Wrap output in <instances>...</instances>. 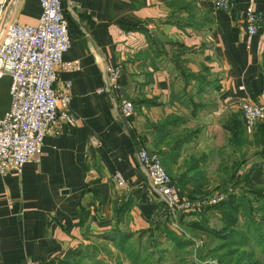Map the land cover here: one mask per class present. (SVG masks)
<instances>
[{
    "label": "crops",
    "instance_id": "0c3cea01",
    "mask_svg": "<svg viewBox=\"0 0 264 264\" xmlns=\"http://www.w3.org/2000/svg\"><path fill=\"white\" fill-rule=\"evenodd\" d=\"M60 1L70 39L63 57L79 67L59 70L53 85L60 90L70 80L75 123L50 126L38 160L0 174V264L26 257L80 264L119 217L132 227L148 222L158 199L137 164L139 147L156 152L172 180L187 186L195 169L225 165L227 143L240 163L257 146L249 143L255 127L239 114L250 152L241 157L240 138L223 123L240 113L235 99L264 101V27L246 38L241 11H264V0H233L232 10L212 0ZM39 13L38 0H17L11 19L32 23ZM115 63L120 91L134 106L127 117L96 90ZM115 171L128 183L124 192Z\"/></svg>",
    "mask_w": 264,
    "mask_h": 264
},
{
    "label": "built area",
    "instance_id": "2783aa9c",
    "mask_svg": "<svg viewBox=\"0 0 264 264\" xmlns=\"http://www.w3.org/2000/svg\"><path fill=\"white\" fill-rule=\"evenodd\" d=\"M17 0H0V78L8 76V108L0 115V174L9 170L18 172L22 165L36 161L41 153L42 140L50 126L59 121L75 123L69 110L68 88L64 81L60 90L54 87L59 70H75L76 59L64 58L70 44L66 20L60 0H38L40 13L32 23L11 19ZM223 10L234 8L233 0H212ZM246 38L264 27V11L249 5L242 8ZM121 64L105 66L104 84L98 92H106L114 100L116 111L127 117L134 111L133 102L120 91L118 77ZM118 91L114 99V92ZM243 124L251 128L264 121V101L235 99ZM138 166L148 176L153 191L170 210H189L195 205L191 198L181 194L176 183L164 169L159 155L139 147L136 152ZM112 179L116 188L126 191L128 183L115 171ZM190 198V199H188ZM222 199L212 194L207 203ZM24 264H38L26 257Z\"/></svg>",
    "mask_w": 264,
    "mask_h": 264
},
{
    "label": "rangeland",
    "instance_id": "374dc122",
    "mask_svg": "<svg viewBox=\"0 0 264 264\" xmlns=\"http://www.w3.org/2000/svg\"><path fill=\"white\" fill-rule=\"evenodd\" d=\"M6 89L7 82L3 79L0 101H7ZM235 114L234 111L231 116ZM263 122L257 121L251 128ZM232 137L231 134L227 142ZM227 146L225 165L221 161L220 166L197 168L187 186L180 188L176 184L181 194L195 204L192 209L172 211L157 197V208L145 224L132 227L119 217L116 229L131 234L122 248L108 239L97 240L98 246L92 247V254L80 264H264V225L254 221L264 218V171L259 182L254 180L248 186L243 181L246 171L255 163L264 170V145H251L252 158L242 163L235 160L234 146L228 143ZM240 148L241 157L250 154L247 142ZM212 194H221L222 199L207 203ZM230 194L242 197L237 223L232 229L227 226L226 212L218 205ZM167 231L178 240L166 236Z\"/></svg>",
    "mask_w": 264,
    "mask_h": 264
},
{
    "label": "trees",
    "instance_id": "16d2710c",
    "mask_svg": "<svg viewBox=\"0 0 264 264\" xmlns=\"http://www.w3.org/2000/svg\"><path fill=\"white\" fill-rule=\"evenodd\" d=\"M7 85H8V82H7ZM8 101H9V97L7 98V101H5V100L0 101V107L6 105ZM239 114L240 113L237 112L231 118L230 117L227 118V120L223 123V126L226 127L227 129H230L231 132L233 130L235 138H240V141L238 143L242 144V143L246 142V138L243 134L244 133L243 127L241 126L239 120L237 119V116ZM254 127H255V132L253 134L252 139L249 141V143H253L256 145H262L263 146L264 145V122L258 123ZM238 143L236 144L237 146L239 145ZM263 171H264L263 166H260V164L255 163L253 165V167L248 168V170L246 171V173L243 177L244 183L246 185L250 186L252 183H254V180L259 182L262 179ZM185 183L186 182L182 183L181 181H179V182L177 181V185L180 188L183 185H185ZM241 198L239 197V195L230 194V195L226 196V198L224 200L219 202L220 204L217 203L221 207V209H223L227 214L226 219H227V224H229V225H227L229 228H231L234 224L237 223L236 215L240 210L239 208L242 206ZM126 208H127V204H126V201L124 200L123 202L120 203L119 212L120 213L124 212ZM259 219L260 220L255 219L254 221L257 222V224L259 226L264 225V218L260 217ZM164 233L166 236L171 237L175 240L174 235L171 234L170 231H167ZM102 235H103V237H105V239H108L111 242H113L118 248H122L123 241L125 239H127L128 237H130L131 234H130V232H125V231L114 228L113 230L103 232ZM225 235H227V234H225ZM177 240H175V241H177Z\"/></svg>",
    "mask_w": 264,
    "mask_h": 264
}]
</instances>
